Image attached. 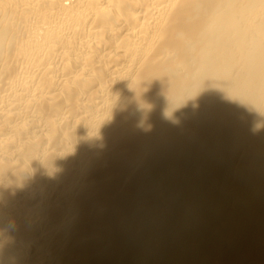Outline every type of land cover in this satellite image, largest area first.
Listing matches in <instances>:
<instances>
[{
  "label": "bare ground",
  "instance_id": "obj_1",
  "mask_svg": "<svg viewBox=\"0 0 264 264\" xmlns=\"http://www.w3.org/2000/svg\"><path fill=\"white\" fill-rule=\"evenodd\" d=\"M0 264H264V0H0Z\"/></svg>",
  "mask_w": 264,
  "mask_h": 264
}]
</instances>
